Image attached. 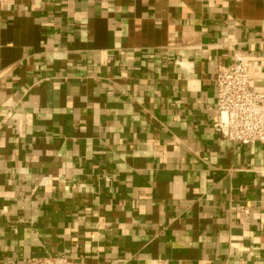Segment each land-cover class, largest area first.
Masks as SVG:
<instances>
[{"label":"crops","instance_id":"obj_1","mask_svg":"<svg viewBox=\"0 0 264 264\" xmlns=\"http://www.w3.org/2000/svg\"><path fill=\"white\" fill-rule=\"evenodd\" d=\"M264 0H0V264H264V143L213 126Z\"/></svg>","mask_w":264,"mask_h":264},{"label":"built area","instance_id":"obj_2","mask_svg":"<svg viewBox=\"0 0 264 264\" xmlns=\"http://www.w3.org/2000/svg\"><path fill=\"white\" fill-rule=\"evenodd\" d=\"M250 60L236 54L232 63L219 65L215 76L213 126L223 138L241 144L264 143V92L251 86ZM24 264H76L65 255L27 259Z\"/></svg>","mask_w":264,"mask_h":264}]
</instances>
